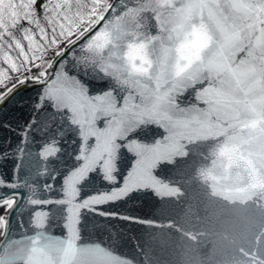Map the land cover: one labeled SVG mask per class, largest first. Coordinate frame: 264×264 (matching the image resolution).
<instances>
[{"label":"snow or ice","instance_id":"1","mask_svg":"<svg viewBox=\"0 0 264 264\" xmlns=\"http://www.w3.org/2000/svg\"><path fill=\"white\" fill-rule=\"evenodd\" d=\"M29 84L0 264H264V0H0V111Z\"/></svg>","mask_w":264,"mask_h":264},{"label":"water","instance_id":"2","mask_svg":"<svg viewBox=\"0 0 264 264\" xmlns=\"http://www.w3.org/2000/svg\"><path fill=\"white\" fill-rule=\"evenodd\" d=\"M39 89L38 85L29 84L27 89L22 91L16 100L7 103L3 106V110L0 111V152L7 150V159L0 160V177L10 182H17V174L14 173L13 165L16 163L15 154L17 152V147L20 143V138L22 135L21 129L25 122L28 120L31 113V102L36 98L37 91ZM21 104L23 106H21ZM4 125H11V127H6ZM30 139V138H29ZM25 147V164L21 173H19L18 182L23 185L24 180L28 179L30 183H34L36 179L40 181L38 185V190L42 186L44 180L43 177L35 178L33 173L28 172V161L29 151H35V145L31 143L24 145ZM27 173V175H25ZM105 189L113 187L112 185L105 184ZM3 191H9V189H3ZM21 193L26 196L29 193L27 187H21L19 189ZM46 195L55 196L56 193H45ZM104 209L112 212H117L122 215H132L139 217H152L153 215L159 216L161 214L160 209L157 207L156 203L149 199L132 200L127 201L121 200L116 203L103 205ZM97 221H100V217H95ZM112 231L121 232L125 237L129 236H140L145 235V230L136 224L129 223L120 219H109L104 222ZM15 224V221H13ZM107 239V236H104Z\"/></svg>","mask_w":264,"mask_h":264}]
</instances>
